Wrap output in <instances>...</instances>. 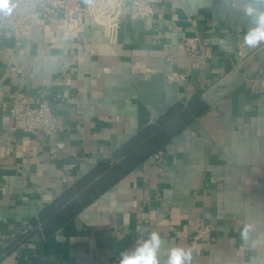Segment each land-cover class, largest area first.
Masks as SVG:
<instances>
[{
    "label": "crops",
    "instance_id": "0c3cea01",
    "mask_svg": "<svg viewBox=\"0 0 264 264\" xmlns=\"http://www.w3.org/2000/svg\"><path fill=\"white\" fill-rule=\"evenodd\" d=\"M60 21L46 5L27 39L0 31V254L16 264H119L157 232L161 264L177 246L191 250V264H264V43L245 47L250 56L235 68L236 41L250 27L243 9L159 0L151 18L120 20L116 44L92 22L63 38ZM192 35L211 48L202 68L181 47ZM169 72L185 80L166 83ZM17 91L47 102L63 128L10 135ZM173 110L160 149L57 224L62 211L48 209L57 198L88 192L101 162L120 163L114 155ZM204 224L213 230L195 239Z\"/></svg>",
    "mask_w": 264,
    "mask_h": 264
},
{
    "label": "built area",
    "instance_id": "2783aa9c",
    "mask_svg": "<svg viewBox=\"0 0 264 264\" xmlns=\"http://www.w3.org/2000/svg\"><path fill=\"white\" fill-rule=\"evenodd\" d=\"M80 7L76 2L70 0H9L11 12L0 9V31L11 33L19 39H27L34 26V19L40 8L49 5L50 8L60 14V30L63 38H70L77 33L86 23L96 24L102 31L103 37L109 44L118 42V29L120 20L128 14L131 20H147L154 14V4L159 0H82ZM129 6V12L126 7ZM261 46H264L262 44ZM183 52L198 59L200 68L211 58V48L197 35L182 39ZM245 45L242 39H237L235 55L238 67L250 56L245 53ZM168 61L170 57L166 58ZM162 79L166 83H179L185 80V75L178 72L165 73ZM252 87L257 86L258 80H250ZM7 113L11 119L9 134L17 132L33 134L40 132L46 136L57 134L63 124L54 113L47 102L42 101L32 105L27 95L17 91L7 107ZM162 153L157 152L154 159L159 161ZM213 230L209 224H204L196 231L195 239H200ZM1 239V235H0ZM0 264H16L14 253L0 254Z\"/></svg>",
    "mask_w": 264,
    "mask_h": 264
},
{
    "label": "trees",
    "instance_id": "16d2710c",
    "mask_svg": "<svg viewBox=\"0 0 264 264\" xmlns=\"http://www.w3.org/2000/svg\"><path fill=\"white\" fill-rule=\"evenodd\" d=\"M203 108H191V114L199 113ZM173 111L158 120L156 125H152L146 129L143 133L138 134L127 145L120 149L115 154V158H121L120 163L111 164L109 161L101 162L90 174V183L88 185V192L83 191L81 188H71L66 190L57 200H55L53 207H48L50 211L54 208H59L62 211L61 217L59 216L57 224L64 223L67 219L75 215L82 207L85 206L87 200H92L98 192L108 188L119 175H124L130 169H133L143 159L149 155V152L156 151L162 147L169 136L173 135V131H169L163 127L166 119L172 114ZM169 131V133H168ZM152 137L148 144L141 145L142 137ZM164 136L168 138L165 139ZM149 137V138H150ZM146 145V146H145ZM119 169V170H118ZM97 178V180H94ZM43 211V213H45Z\"/></svg>",
    "mask_w": 264,
    "mask_h": 264
},
{
    "label": "clouds",
    "instance_id": "9594fccd",
    "mask_svg": "<svg viewBox=\"0 0 264 264\" xmlns=\"http://www.w3.org/2000/svg\"><path fill=\"white\" fill-rule=\"evenodd\" d=\"M225 5L232 8H242L244 15L249 19L250 27L243 36L247 48H255L264 43V0H224ZM14 7V5L12 6ZM9 0H0V9L12 11ZM251 229L245 225L241 231L243 239L248 238ZM162 238L157 232H150L137 239L134 246L120 253L119 264H161L159 250ZM192 252L182 247H173L168 252L164 264H191Z\"/></svg>",
    "mask_w": 264,
    "mask_h": 264
}]
</instances>
